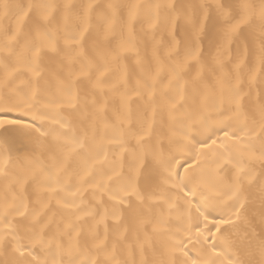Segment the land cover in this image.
Returning a JSON list of instances; mask_svg holds the SVG:
<instances>
[{"label":"snow or ice","instance_id":"snow-or-ice-1","mask_svg":"<svg viewBox=\"0 0 264 264\" xmlns=\"http://www.w3.org/2000/svg\"><path fill=\"white\" fill-rule=\"evenodd\" d=\"M0 264H264V0H0Z\"/></svg>","mask_w":264,"mask_h":264}]
</instances>
